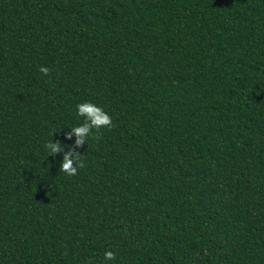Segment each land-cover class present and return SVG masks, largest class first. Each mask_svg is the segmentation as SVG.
<instances>
[{
    "label": "trees",
    "instance_id": "16d2710c",
    "mask_svg": "<svg viewBox=\"0 0 264 264\" xmlns=\"http://www.w3.org/2000/svg\"><path fill=\"white\" fill-rule=\"evenodd\" d=\"M0 264H264V0H0Z\"/></svg>",
    "mask_w": 264,
    "mask_h": 264
},
{
    "label": "clouds",
    "instance_id": "9594fccd",
    "mask_svg": "<svg viewBox=\"0 0 264 264\" xmlns=\"http://www.w3.org/2000/svg\"><path fill=\"white\" fill-rule=\"evenodd\" d=\"M40 72L44 75H48L49 69L47 67H40ZM76 115L83 117V122L79 126L72 127V132L66 135V139L70 140L72 134L76 136L75 145L81 146L85 143L87 138L93 134V130L99 131V129L107 127L111 128L113 126L111 117L96 104L92 102H83L76 105ZM53 135V134H52ZM95 139H99V135L94 136ZM48 152V156L54 155L56 153L62 152L64 147L59 141L53 142L50 140L44 145ZM85 167L83 156L81 153L74 150H70L63 156V162L60 165V171L66 173L69 176H74L77 174L78 169ZM105 261L114 260L115 254L112 251H106L104 253Z\"/></svg>",
    "mask_w": 264,
    "mask_h": 264
}]
</instances>
